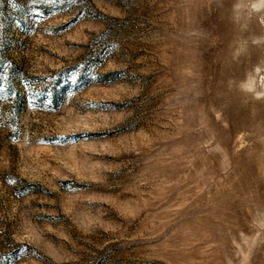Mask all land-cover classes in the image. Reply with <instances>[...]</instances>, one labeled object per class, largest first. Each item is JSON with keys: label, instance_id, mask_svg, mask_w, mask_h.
Listing matches in <instances>:
<instances>
[{"label": "rangeland", "instance_id": "1", "mask_svg": "<svg viewBox=\"0 0 264 264\" xmlns=\"http://www.w3.org/2000/svg\"><path fill=\"white\" fill-rule=\"evenodd\" d=\"M0 264H264V0H0Z\"/></svg>", "mask_w": 264, "mask_h": 264}]
</instances>
